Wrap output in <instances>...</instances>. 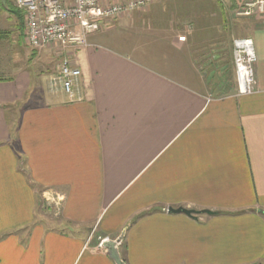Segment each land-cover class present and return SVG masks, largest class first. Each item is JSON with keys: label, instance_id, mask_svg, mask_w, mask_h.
<instances>
[{"label": "crops", "instance_id": "0c3cea01", "mask_svg": "<svg viewBox=\"0 0 264 264\" xmlns=\"http://www.w3.org/2000/svg\"><path fill=\"white\" fill-rule=\"evenodd\" d=\"M255 18L248 95L210 97L188 74L93 42L76 53L71 96L37 97L21 71L0 78V264H114L98 238L122 231L125 264H264V15Z\"/></svg>", "mask_w": 264, "mask_h": 264}, {"label": "rangeland", "instance_id": "374dc122", "mask_svg": "<svg viewBox=\"0 0 264 264\" xmlns=\"http://www.w3.org/2000/svg\"><path fill=\"white\" fill-rule=\"evenodd\" d=\"M247 1L153 0L146 8L103 22L99 31L87 39V43L111 46L152 69L168 72L171 76L173 72L175 78L188 74V79H179L194 84L198 82L201 87L199 90L209 96L207 82L204 81L208 79L211 67L206 66V60L210 58L209 61H212L210 55L222 51L223 57L217 64L221 66L227 63L226 67L232 68L234 72L229 54L232 41L246 38V33L248 35L250 31L249 24L252 26L256 19L255 16L236 15L239 7ZM8 2L12 5L11 0ZM11 8L15 10L13 6ZM15 11L7 9L4 1H1L0 78L21 71L29 74L32 93L37 97L51 90L60 91L58 86H51V80L56 78L61 62L65 58L74 60L76 52L71 50L63 53L56 48L33 50L28 47L23 40L20 14ZM194 73L199 75L200 81L196 80ZM39 210L40 217L44 216L42 213L48 218L54 216L46 210L43 212L42 208ZM92 240L95 241V238Z\"/></svg>", "mask_w": 264, "mask_h": 264}, {"label": "built area", "instance_id": "2783aa9c", "mask_svg": "<svg viewBox=\"0 0 264 264\" xmlns=\"http://www.w3.org/2000/svg\"><path fill=\"white\" fill-rule=\"evenodd\" d=\"M22 14L24 43L33 50L56 48L79 52L88 47L87 39L103 22L149 6L153 0H11ZM236 15H264V0H249ZM231 58L237 95L254 92L256 55L250 38L232 41ZM81 70L76 61L65 58L51 86L71 96L79 85ZM167 212V210H166ZM99 245L103 238H99Z\"/></svg>", "mask_w": 264, "mask_h": 264}, {"label": "trees", "instance_id": "16d2710c", "mask_svg": "<svg viewBox=\"0 0 264 264\" xmlns=\"http://www.w3.org/2000/svg\"><path fill=\"white\" fill-rule=\"evenodd\" d=\"M3 1L5 4V7L7 9H9L10 11H15L11 8L12 5L9 4L8 0H3ZM0 3H1V0H0ZM15 12L20 14V21H21V26H22L23 25L22 14L18 11H15ZM191 49L193 50V48H191ZM192 52L194 53V50ZM222 54H223L222 51L216 52L215 55H217V57L215 60L209 61L210 58H207V60H206V61H208V63H207L208 65H206V66L211 67V68L208 72V75H209L208 79L205 78L206 80L204 82H207L206 85H207L208 93H209L210 97H218V96H222V95H227V94L231 93L235 87V81L233 80V73L234 72H233L232 68L231 69L229 67L227 68L226 67L228 65L227 63L223 64V65L221 64V66H219L217 64L218 61L223 57ZM219 56H221V57L218 58ZM203 64H204V62H203ZM227 69H229V70H227ZM0 81H5V79H0ZM199 88H201V87L198 86L196 89H199ZM122 261L124 262L123 259H122Z\"/></svg>", "mask_w": 264, "mask_h": 264}, {"label": "water", "instance_id": "95a60500", "mask_svg": "<svg viewBox=\"0 0 264 264\" xmlns=\"http://www.w3.org/2000/svg\"><path fill=\"white\" fill-rule=\"evenodd\" d=\"M3 1V0H1ZM168 213H186L185 210L182 209H178V210H172L170 208L167 209ZM125 236V231H122L119 236L114 239V240H110V239H103V241L100 243V248H102L103 250L106 251L107 256L114 262V264H125L119 254V247L122 245V241L124 239Z\"/></svg>", "mask_w": 264, "mask_h": 264}]
</instances>
